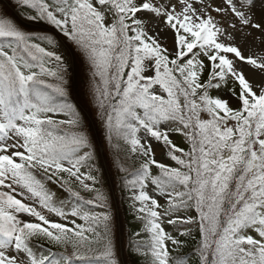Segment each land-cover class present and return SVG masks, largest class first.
<instances>
[{
  "label": "snow or ice",
  "instance_id": "1",
  "mask_svg": "<svg viewBox=\"0 0 264 264\" xmlns=\"http://www.w3.org/2000/svg\"><path fill=\"white\" fill-rule=\"evenodd\" d=\"M259 53L264 0L0 6V264H128L105 153L138 226L133 261L264 264Z\"/></svg>",
  "mask_w": 264,
  "mask_h": 264
},
{
  "label": "rangeland",
  "instance_id": "2",
  "mask_svg": "<svg viewBox=\"0 0 264 264\" xmlns=\"http://www.w3.org/2000/svg\"><path fill=\"white\" fill-rule=\"evenodd\" d=\"M8 2H9V0H0V6H3L4 4H6ZM9 14L13 15L14 18H18L17 14H15V13L10 12ZM64 41L66 43L67 53H68L69 52V47H68L69 42L66 41L65 39H64ZM259 54L264 55V53H259ZM70 63H71V65H70L69 71L71 72V76L74 75V79H71V82H70L72 85V88L75 89L74 100L79 101L80 103L83 104L85 102V97L81 94V91L79 92V89H78L79 83H80V89H81V79H77L75 76V72L79 69L80 70L78 73L81 75V70L83 72V68H82V65H81V62H80L78 56H76V55L70 56ZM89 117H90V120L95 119L94 111L89 113ZM96 127H97V129H99L98 124L96 125ZM175 142L180 144L181 147H186V143L182 137L177 136ZM99 161H100L103 169H101L99 167L100 172L98 175L100 176V178L103 181L104 191L109 195L110 201L113 205V209H116V211H117V200H119V198L121 196V191L118 188L117 183L115 181V173H114V169L112 168L111 163H110V156L105 153V155H103L101 158H99Z\"/></svg>",
  "mask_w": 264,
  "mask_h": 264
},
{
  "label": "trees",
  "instance_id": "3",
  "mask_svg": "<svg viewBox=\"0 0 264 264\" xmlns=\"http://www.w3.org/2000/svg\"><path fill=\"white\" fill-rule=\"evenodd\" d=\"M48 34L53 36L54 39H56L54 34L50 32H48ZM79 70L75 72V76L77 79H81V75H82V70H81V75L78 73ZM78 85H79L78 89L80 92V83ZM121 195L122 196L119 198L117 202V211L116 209H113L114 212L117 214V242L119 239L120 242H118V245L125 253V259L128 261V264H144V261L142 259L137 258L135 261H133V258L127 255L129 233L132 232L134 229H136L138 226L129 212L127 202L124 198V194L121 193Z\"/></svg>",
  "mask_w": 264,
  "mask_h": 264
}]
</instances>
